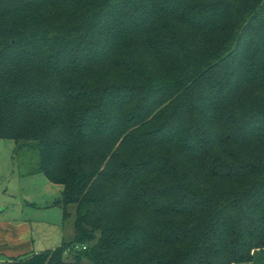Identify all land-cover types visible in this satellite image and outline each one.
<instances>
[{"label": "trees", "instance_id": "trees-1", "mask_svg": "<svg viewBox=\"0 0 264 264\" xmlns=\"http://www.w3.org/2000/svg\"><path fill=\"white\" fill-rule=\"evenodd\" d=\"M0 140L75 207L74 242L2 264L252 262L264 0H0Z\"/></svg>", "mask_w": 264, "mask_h": 264}, {"label": "rangeland", "instance_id": "rangeland-1", "mask_svg": "<svg viewBox=\"0 0 264 264\" xmlns=\"http://www.w3.org/2000/svg\"><path fill=\"white\" fill-rule=\"evenodd\" d=\"M16 147L12 140H0V218L31 221L37 237L44 243V250L37 253L61 247L64 241L74 242L75 207H70L71 215L65 219L63 209L54 206L61 197L62 187L51 183L44 174L31 176L28 172L32 162L25 161L22 155L19 167L14 165ZM62 236H65L63 241L59 240ZM67 257L74 259L72 254Z\"/></svg>", "mask_w": 264, "mask_h": 264}, {"label": "crops", "instance_id": "crops-1", "mask_svg": "<svg viewBox=\"0 0 264 264\" xmlns=\"http://www.w3.org/2000/svg\"><path fill=\"white\" fill-rule=\"evenodd\" d=\"M32 225L31 221L26 219L0 218V264L12 257L29 256L44 250L43 240L37 237ZM61 238L59 240H65V236ZM64 242L63 244L66 243ZM246 264H264V248L255 250L253 261Z\"/></svg>", "mask_w": 264, "mask_h": 264}, {"label": "built area", "instance_id": "built-area-1", "mask_svg": "<svg viewBox=\"0 0 264 264\" xmlns=\"http://www.w3.org/2000/svg\"><path fill=\"white\" fill-rule=\"evenodd\" d=\"M83 249H85V247H83Z\"/></svg>", "mask_w": 264, "mask_h": 264}]
</instances>
